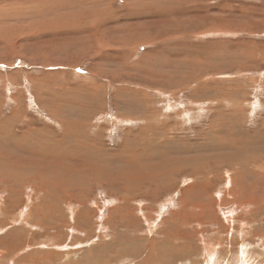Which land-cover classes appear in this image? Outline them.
Returning a JSON list of instances; mask_svg holds the SVG:
<instances>
[{
	"label": "rangeland",
	"instance_id": "374dc122",
	"mask_svg": "<svg viewBox=\"0 0 264 264\" xmlns=\"http://www.w3.org/2000/svg\"><path fill=\"white\" fill-rule=\"evenodd\" d=\"M152 2L0 25V264H264V0Z\"/></svg>",
	"mask_w": 264,
	"mask_h": 264
},
{
	"label": "bare ground",
	"instance_id": "6f19581e",
	"mask_svg": "<svg viewBox=\"0 0 264 264\" xmlns=\"http://www.w3.org/2000/svg\"><path fill=\"white\" fill-rule=\"evenodd\" d=\"M43 1H46V0H5V3L2 5V6H0V25L1 24H3L2 26H6L7 25V23H8V21L11 19L10 18V15L11 14H14L13 13V11H12V9H15V7H18L19 9V11H18V13L16 14V17L18 16V15H23L24 14V12H23V10H24V7H27V9L26 10H24V11H27V14L29 15V16H24V18H32V17H39V18H41L42 17V10H43V8L41 7L42 5H43ZM68 1V0H67ZM73 1V0H72ZM132 1V0H131ZM70 2V1H69ZM151 2H152V0H138V3H139V5H141L142 6V8H143V5H145L146 6V4H151ZM136 3V2H135ZM134 3V4H135ZM137 3V4H138ZM153 3V2H152ZM67 4V3H66ZM71 4V3H70ZM132 4H133V2H132ZM136 4V5H137ZM152 6V5H151ZM66 8V7H65ZM64 8V9H65ZM134 8V7H133ZM136 8V7H135ZM138 8V7H137ZM11 9V10H10ZM150 9V8H149ZM7 10V13L5 12ZM29 10V11H28ZM10 11V12H9ZM9 12V13H8ZM2 14H3V16H2ZM69 14V13H68ZM41 17H40V16ZM31 16V17H30ZM69 16H70V14H69ZM69 16L67 17L68 19H69ZM19 17V16H18ZM94 17H96L95 15L92 17V18H94ZM71 18V17H70ZM85 18H87V17H85ZM91 17H89V19H90ZM91 18V19H92ZM38 20V19H37ZM83 20V19H82ZM94 20V19H93ZM93 20H91V21H93ZM101 20V19H100ZM66 21V20H65ZM70 21V20H69ZM80 21H81V19H80ZM87 21V20H86ZM98 21V20H97ZM142 21V20H141ZM99 22V21H98ZM97 22V23H98ZM63 23H65V22H63ZM94 23H96V22H94ZM68 24H69V22H68ZM72 25V24H71ZM150 25V24H149ZM152 26V25H151ZM151 26H145V27H138V26H136L135 24H134V26H129L128 28H126V32H125V35H123V37H125L124 38V40L126 39V38H132V37H134V36H138V35H140L139 33H141V29H143L145 32H148L149 31V29H150V27ZM124 27V26H123ZM34 30H36V29H34ZM38 31H41V27L39 28V29H37ZM43 30V29H42ZM125 30V29H124ZM148 30V31H147ZM14 31V30H13ZM135 33H137V34H135ZM67 38V37H66ZM65 38V39H66ZM69 39V38H68ZM120 39V41H119V44H121V45H127V43H125V41L124 42H122L121 41V39H122V37H120L119 38ZM118 39V40H119ZM67 40V39H66ZM67 41H69V40H67ZM78 41V40H77ZM39 43L37 44V45H35L34 43H32V47H31V50H33V52L35 51V53H36V51H38V49H43L44 48V46L46 47L47 46V42H44V41H42V39H40L39 41H38ZM54 42V41H53ZM64 42V41H63ZM26 43V42H25ZM79 43H81V45H79V47H81V48H84V49H90V47L92 46V45H90L89 44V42L88 41H86L85 43L83 42V41H80ZM45 44V45H44ZM129 44V43H128ZM13 45V44H12ZM12 45H11V43L9 44V39H8V36H7V32H6V34H4L3 33V31H0V56H3V55H7L9 52H10V49H12L13 50V48H12ZM56 45V44H55ZM54 44H49V47H50V49H52L53 48V46H55ZM74 45V44H73ZM57 46V45H56ZM68 46V45H67ZM75 46V45H74ZM14 47V46H13ZM52 47V48H51ZM69 47V46H68ZM70 47H72V46H70ZM23 48H24V46H23ZM28 49V48H27ZM30 49V48H29ZM54 50V49H53ZM52 50V51H53ZM56 50V49H55ZM43 51V50H42ZM42 51H40V53L42 54L43 52ZM63 51V50H62ZM54 52V51H53ZM31 53V52H30ZM40 53H36L37 55L38 54H40ZM42 55H44V54H42ZM51 55H52V52H51ZM41 56V55H40ZM33 59V58H32ZM33 61V60H32ZM7 125V124H6ZM5 127V126H4ZM3 127V128H4ZM1 128L2 127H0V135L2 134V130H5V129H2L1 130ZM6 128V127H5ZM5 133V132H4ZM4 135V134H3ZM8 138V136L7 137H5V139H7ZM7 141V140H6ZM5 141V142H6ZM55 143V142H54ZM52 146V145H51ZM186 149V148H185ZM128 154V153H127ZM93 156H94V154H93ZM94 157H96V156H94ZM121 157V156H120ZM128 157V156H127ZM129 157H130V154H129ZM132 158H134V157H132ZM89 160V159H88ZM92 160H94V159H92ZM96 160V159H95ZM175 162V161H174ZM177 162V161H176ZM179 162H180V160H179ZM90 164H91V162H90ZM162 165V164H161ZM159 167H160V165H159ZM163 167V166H162ZM154 168V167H153ZM90 169H92V168H90ZM121 170V169H120ZM122 171V170H121ZM158 171V170H157ZM168 172H169V170H168ZM87 173H90V172H87ZM101 173V172H100ZM170 173V172H169ZM198 173V172H197ZM171 174V173H170ZM103 175V174H102ZM120 175V174H119ZM135 175V174H134ZM94 176V175H93ZM155 176V175H154ZM161 176V175H160ZM170 176V175H169ZM92 177V176H91ZM139 177H143V175H140ZM146 177V176H145ZM148 178H149V176H148ZM152 178V176L149 178V179H151ZM155 178V177H154ZM93 179V178H92ZM132 179V178H131ZM147 179V178H146ZM96 180H97V178H96ZM133 180V179H132ZM135 180V179H134ZM138 180H140V178L138 179ZM153 180V179H152ZM142 181V180H141ZM151 181V180H150ZM139 183H141V182H139ZM148 184V183H147ZM70 185H72V184H70ZM150 186H151V184H150ZM149 186V187H150ZM137 187V186H136ZM148 187V186H147ZM129 188V187H128ZM131 189V188H130ZM140 190V189H139ZM146 190V189H145ZM141 191V190H140ZM139 191V192H140ZM150 193V192H149ZM153 195V194H152ZM172 239V238H171ZM175 239V238H174ZM171 241V240H170ZM173 241V240H172ZM172 245V244H171ZM176 250V249H175ZM212 251H213V249H212ZM175 252V251H174ZM181 252V251H180ZM122 256V255H121ZM171 256H173V255H171ZM157 261V260H156ZM171 261H173V260H171ZM170 262V261H169ZM167 263V262H166ZM173 263V262H172ZM175 263V262H174Z\"/></svg>",
	"mask_w": 264,
	"mask_h": 264
}]
</instances>
